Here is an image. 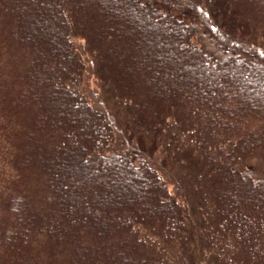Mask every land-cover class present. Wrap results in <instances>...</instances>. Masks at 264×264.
<instances>
[{
	"label": "trees",
	"instance_id": "obj_1",
	"mask_svg": "<svg viewBox=\"0 0 264 264\" xmlns=\"http://www.w3.org/2000/svg\"><path fill=\"white\" fill-rule=\"evenodd\" d=\"M46 9L59 45L24 43ZM169 79L181 94H158ZM53 169L104 210L97 230L63 219ZM122 254L264 264V0H0V264Z\"/></svg>",
	"mask_w": 264,
	"mask_h": 264
},
{
	"label": "rangeland",
	"instance_id": "obj_2",
	"mask_svg": "<svg viewBox=\"0 0 264 264\" xmlns=\"http://www.w3.org/2000/svg\"><path fill=\"white\" fill-rule=\"evenodd\" d=\"M46 10L49 12V14H46L44 16L42 15V17H45L43 21H47L49 23L48 27H46L45 25L37 24L36 29L33 28L34 37L33 38L31 37L30 39H24L23 40L24 43L33 42L35 39L39 37V38H44L45 40L50 39L53 42L55 40L57 45H59V42H57L58 38H56V36L60 34V24L61 23L59 19L57 18V14L55 12L50 11V9H46ZM142 24L145 25L144 23ZM163 34H166V33H163ZM169 51L171 52V50ZM171 54H173V52H171ZM175 56L176 55H174L173 57ZM167 69H168V72H171L173 70V68H170V67ZM164 74L167 75L168 73L166 72ZM196 74H197V77L198 76L206 77L208 75H211L212 72L209 67H203ZM182 88L184 89V87H182L180 84L178 86L169 79L168 83L163 84L162 90L161 91L158 90V94L160 92L169 93L172 95L181 94L183 92ZM59 113L64 114L66 117L68 115V113L65 110H63V107L61 108ZM74 115L75 113L73 112L72 116H70L71 120H73L75 116L81 119L79 115H75V116ZM56 121L58 123H62L59 118ZM73 143L74 142H72L71 144ZM66 151L71 155V156L70 155L67 156L68 158L67 161L69 162V164L66 163V165L68 168L75 167V169L80 174H84V172H88V169L86 166L84 167L80 166L78 161L75 160L77 158L76 152L72 153L70 152V150H66ZM52 175L55 177V179L53 180V182H50V186H52L54 189L56 188L58 192H60L64 197L66 196L75 197V200L70 204H65L62 201L60 202L62 206L63 219L69 225H71L72 227L76 229L82 226V227H87V228L89 227L90 229H93V230H97L98 225L100 223H103L105 220L104 210L102 209L100 210L96 207H93L90 200L88 201L84 190L82 188L77 189L76 187L72 185L73 180H72L71 174L70 175L64 174L65 175L64 176L61 173L60 174L56 173V171L53 169ZM85 183H87V180H85ZM138 191L139 190L136 187L132 186V184L131 185L127 184L126 186L119 185V192L116 193V196L122 201V203L132 205L133 204L132 202L140 197L138 195ZM234 221L240 224L239 216L236 213L234 214ZM128 258L129 257H126V255L122 254L121 256L122 263L127 264ZM132 264H139V263H137L136 261L135 262L133 261Z\"/></svg>",
	"mask_w": 264,
	"mask_h": 264
}]
</instances>
